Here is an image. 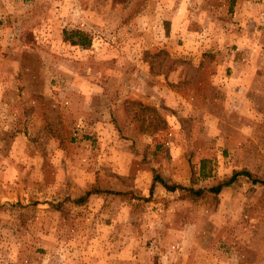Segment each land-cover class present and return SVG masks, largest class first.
Masks as SVG:
<instances>
[{
    "label": "rangeland",
    "instance_id": "obj_1",
    "mask_svg": "<svg viewBox=\"0 0 264 264\" xmlns=\"http://www.w3.org/2000/svg\"><path fill=\"white\" fill-rule=\"evenodd\" d=\"M242 169L264 0H0V264H264V183L151 189Z\"/></svg>",
    "mask_w": 264,
    "mask_h": 264
},
{
    "label": "trees",
    "instance_id": "obj_2",
    "mask_svg": "<svg viewBox=\"0 0 264 264\" xmlns=\"http://www.w3.org/2000/svg\"><path fill=\"white\" fill-rule=\"evenodd\" d=\"M63 33H64L65 40L70 42L72 45L82 46L83 48H89L92 45L93 39H92L91 34H89L88 32H85L83 30L65 29L63 31ZM240 175H244V176H247L249 178H252L253 182H255V183H264V179L255 178V177H253V174L249 170L242 169V170L234 172V174L228 180L222 181L220 184L213 186V187H210L208 189L204 188V187L194 188L193 186H186V185L177 184V183H170V182L166 181L160 175H156L153 179L151 189L153 190L155 183L159 182L169 191L181 190V191H187L188 193H190L194 196H200L206 190H209V191L214 192V193H219L224 186H228V185L232 184L237 179V177ZM94 193H98V191H89L86 195L88 196V195L94 194Z\"/></svg>",
    "mask_w": 264,
    "mask_h": 264
}]
</instances>
